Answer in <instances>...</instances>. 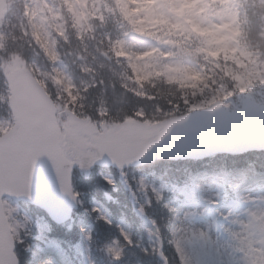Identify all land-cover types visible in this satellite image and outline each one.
<instances>
[{"label": "clouds", "instance_id": "1", "mask_svg": "<svg viewBox=\"0 0 264 264\" xmlns=\"http://www.w3.org/2000/svg\"><path fill=\"white\" fill-rule=\"evenodd\" d=\"M16 68L46 94V121L66 154L107 141L124 155L146 147L132 164L193 131L197 114L246 100L264 113V0H0V140L17 131ZM153 225L157 251L168 227H183L182 242L195 238L174 218Z\"/></svg>", "mask_w": 264, "mask_h": 264}, {"label": "snow or ice", "instance_id": "2", "mask_svg": "<svg viewBox=\"0 0 264 264\" xmlns=\"http://www.w3.org/2000/svg\"><path fill=\"white\" fill-rule=\"evenodd\" d=\"M28 87L27 82L18 84L15 79L12 80L10 107L16 112L17 131L7 140H0V249L5 253L4 258L0 259V264H19L15 253V236L21 227H25V223L20 222L7 224L8 219L16 216L17 209L3 196L5 193L31 194L33 173L41 156L47 155L51 159L61 187L66 193L71 194L70 172L73 164L78 162L82 169L89 168L106 152L116 164L123 168L125 164L131 163L146 151L145 147L132 155H124L122 154L123 146L120 143L107 141L100 144H81L73 154H66L58 141L57 133L47 123L39 101L27 95ZM262 119H264V113H262ZM167 147L173 152H184L190 150L192 146L182 138ZM108 182L113 181L109 179ZM139 183L141 188H148L143 178ZM153 191L155 199L159 201L161 193L156 189ZM141 211H144V205L141 206ZM103 219L108 220L107 217ZM24 220L26 222L27 217ZM240 223L241 229L232 232L231 235L235 241L233 251L242 253L243 256L234 264H264V205L256 210H250L249 219ZM121 231L125 240L132 243L130 235L123 229ZM171 235L177 237L171 242L175 245L182 264H186L182 238L179 237L178 230L174 226L171 227ZM192 236L195 237L196 234L192 233ZM199 236L206 237V233L201 232ZM118 243L115 241L108 245V252L116 259L122 258V249L116 246ZM160 251L163 255L162 247Z\"/></svg>", "mask_w": 264, "mask_h": 264}, {"label": "trees", "instance_id": "3", "mask_svg": "<svg viewBox=\"0 0 264 264\" xmlns=\"http://www.w3.org/2000/svg\"><path fill=\"white\" fill-rule=\"evenodd\" d=\"M247 159L250 163L257 167H264V150L253 151L245 153L242 155H223L215 156L210 158V163L213 167L226 165H232L236 161ZM207 161H159L153 165L159 171V174L164 176L163 179H183L184 181H189L194 175V171L202 168L205 165L211 166ZM185 171V172H184ZM113 179L112 183H109L105 176L93 174L89 177H83L77 175L74 177V184L76 185L78 191L81 193V204L78 205L75 210V215L79 218L82 217L88 222L92 223L93 234H92V254L95 260V264H113V261L106 251V247L113 244L117 239H121L118 225V220L124 218L130 221V229L132 234L130 236L134 238L138 231L137 224L140 219L134 215L132 205L130 202V197L128 191L119 182V173L115 169H110L107 172ZM134 191H137L135 182L128 179ZM117 189L114 190V186ZM118 184V185H117ZM167 188L160 190L162 194L161 201L155 198L151 200L150 205L145 206L143 202L138 200L137 204L139 207L144 205V210L148 215L154 218L155 221H160L161 218L165 220L172 219V214L166 208H161L165 202L169 200V194L167 193ZM93 196H98L100 198L106 199L105 202L109 204L108 209L110 216L106 221L103 217L96 211L93 210L94 205L92 204L91 198ZM106 196V197H105ZM153 197V195L151 196ZM171 197H174L172 194ZM159 205L160 208H156ZM110 221V223L108 222ZM53 230L56 232V236L65 239L68 242H73L77 239L74 231H68L67 226H56L53 225ZM78 233V232H77ZM171 233V227L165 229V240L162 242V252L167 260L168 264H182L176 253V248L170 244L169 234ZM129 248L133 249L134 252H130ZM18 254L20 260L24 263L29 261L28 254L25 251V243H22L18 247ZM25 259V260H24ZM114 264H162L157 256V252H151L150 250H145L141 246H138L136 241L132 240L131 246H127L125 249V255L114 262Z\"/></svg>", "mask_w": 264, "mask_h": 264}, {"label": "rangeland", "instance_id": "4", "mask_svg": "<svg viewBox=\"0 0 264 264\" xmlns=\"http://www.w3.org/2000/svg\"><path fill=\"white\" fill-rule=\"evenodd\" d=\"M244 173H236L228 176L229 187H232L239 194L241 200H245L243 204L237 207L227 206L223 204L220 199L217 198V194L214 189V185L206 177H201L198 180L197 197L201 200V206H181L175 209V217L177 225L182 223L188 228L189 233H195L194 239L183 241L184 251L192 256L195 262L199 264H208L207 262L200 261L199 254H203L204 250L207 251L211 264H234L235 261L241 260L243 254L233 251V245L235 241L231 238V233L239 231L242 227L240 222H246L249 219L250 210H256L259 206L264 205V180L258 179V187L254 185L255 180H248L245 182L243 177ZM140 181V178H139ZM8 202L17 209L16 216L11 217V225L15 222L25 223L23 230L28 232H34L36 235V241L32 243L29 248L33 256L34 264H44L45 261L50 260L51 264H74L71 262L68 254L62 249L54 240H51L46 236L48 230V222L39 214L38 219L27 218L25 222L24 218L27 217L24 211L21 209L20 204L14 200L7 198ZM213 202L212 204L217 206V210L222 217L230 219L227 224L229 232L220 234L213 224V219L206 214L203 208L204 202ZM250 201V203H247ZM29 206V205H27ZM34 213L36 210H33ZM121 228L124 232H127V228L121 224ZM151 232L154 228L148 227ZM83 236H86L84 228H81ZM183 232V227L178 228V234ZM206 233V237H200L199 233ZM149 246H153L150 238H148ZM53 253V254H50ZM196 263V264H197Z\"/></svg>", "mask_w": 264, "mask_h": 264}, {"label": "water", "instance_id": "5", "mask_svg": "<svg viewBox=\"0 0 264 264\" xmlns=\"http://www.w3.org/2000/svg\"><path fill=\"white\" fill-rule=\"evenodd\" d=\"M15 72L17 73L15 80L18 84L21 82L28 83L22 68L16 69ZM28 85L27 95L32 99L38 100L41 110L45 112V103L41 100V95H37L29 83ZM218 115L226 118L228 123L213 125L214 128H206L205 125L208 123V115L197 114L193 118L194 130L189 131L183 137L192 146L190 150L184 152L170 151L167 146L175 143L177 140L174 137H170L164 144L154 147L139 161L124 165V167L151 161L156 156L159 158L164 156L168 158H195L204 157L217 152L232 151V149L233 151H242L264 146V143L259 139L264 136V119H262V113L256 110V105L246 104V107L236 114L222 113ZM235 118L245 123L246 128L241 134H237L234 128H232V125L237 123L234 120ZM130 134H134V130H131ZM98 161L102 165L120 167L112 160L108 153H104ZM10 195L18 199L29 200L42 206L57 222L64 221L69 217L75 202L71 195L66 193L61 187L59 177L52 165L51 159L47 155L41 156L37 162V166L33 173L31 194ZM4 256L5 253L0 249V259H3Z\"/></svg>", "mask_w": 264, "mask_h": 264}, {"label": "bare ground", "instance_id": "6", "mask_svg": "<svg viewBox=\"0 0 264 264\" xmlns=\"http://www.w3.org/2000/svg\"><path fill=\"white\" fill-rule=\"evenodd\" d=\"M236 122H237V127H241V126H244L245 123L244 122H241L238 118H235L234 119ZM206 128H214L213 126V122L212 121H209L206 125H205Z\"/></svg>", "mask_w": 264, "mask_h": 264}]
</instances>
